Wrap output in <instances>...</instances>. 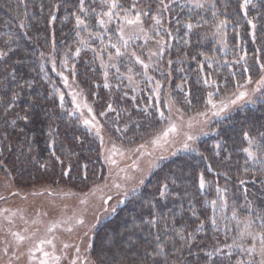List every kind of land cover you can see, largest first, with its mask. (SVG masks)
Instances as JSON below:
<instances>
[{
  "label": "trees",
  "instance_id": "trees-1",
  "mask_svg": "<svg viewBox=\"0 0 264 264\" xmlns=\"http://www.w3.org/2000/svg\"><path fill=\"white\" fill-rule=\"evenodd\" d=\"M203 1L195 9L177 0H115V8L112 0H84L83 6L80 0H0V166L28 183L51 185L67 171L76 183L96 185L93 179L107 174L101 143L72 113L60 74L73 76L94 100L112 138L137 142L163 124L167 110H159L149 84L126 83L127 76L144 81L141 62L168 30L170 44L153 59L151 74L166 83L178 109L201 108L211 84H219L222 94L246 71L258 77L264 65V0L246 6L244 0L210 6ZM109 11L111 17L105 15ZM137 14L139 26L151 31L152 46L141 35H120L124 21ZM218 21L226 33L224 51L209 28ZM212 127L196 151L166 157L97 227L91 253L100 264H259L264 84Z\"/></svg>",
  "mask_w": 264,
  "mask_h": 264
},
{
  "label": "rangeland",
  "instance_id": "rangeland-1",
  "mask_svg": "<svg viewBox=\"0 0 264 264\" xmlns=\"http://www.w3.org/2000/svg\"><path fill=\"white\" fill-rule=\"evenodd\" d=\"M206 1L204 6H210L216 0ZM177 2L188 4L195 9L204 4L203 0ZM152 20H155L154 15ZM221 22L218 21L214 28H209L212 38L224 51L223 47L227 46V42ZM194 26L192 22L188 24L189 30L192 31ZM148 33L151 34V31L147 26L128 24L127 20L120 31L121 37L127 40L135 35H141L143 41L149 40L151 38ZM170 39L168 30L166 36L157 38L155 51L152 39L150 40V49L153 52L148 61L142 62L144 81L134 80L131 74L127 76L126 83L149 84L147 91L154 93L159 110H167L163 124L156 131L149 128L137 142L129 143L112 138L103 128L94 100L88 98L73 76L60 74L64 93L72 105V113L77 115L84 129L101 143L102 160L107 174L101 177L102 179H93V184H97L89 188V181L86 184L76 183V179L67 171L63 172L55 183L45 185L38 181L28 183L17 180L9 169L5 171V168L0 166V264H41L43 260H47L48 264H72L73 261L75 264H100L94 253H91L97 227L142 187L144 181L166 157L183 150L196 151L197 141L214 131L213 127L211 128L214 119L224 117L247 104L260 89L264 68L256 78L246 71L241 80H235L232 89L228 88L222 94H219V84H211L201 108L190 107L188 112L178 109L171 101L174 99L169 96L166 83L151 74V68L156 62L153 59L158 57V54L159 57L162 56L170 44ZM244 55L245 52H242L241 58ZM214 64L217 62L214 61ZM199 69L203 76L201 66ZM177 86L178 83H175L174 89L177 90ZM241 92L246 95L237 99ZM183 93L188 96L187 92ZM209 99L212 103L208 102ZM232 100H236V103L232 104ZM224 105H227V108L221 112L220 109ZM217 112L220 114L216 115ZM171 126H175L176 131L169 132L164 138L162 133ZM188 136L193 139L187 140ZM185 142L189 144L187 149L183 147ZM81 220L83 223H79ZM242 232H245V229H242ZM17 236H23L25 239L20 241ZM47 240H51L52 244L40 243ZM38 248L42 250L38 251ZM44 252L49 255L45 257ZM56 257L59 259H55ZM259 258L261 260V255Z\"/></svg>",
  "mask_w": 264,
  "mask_h": 264
},
{
  "label": "snow or ice",
  "instance_id": "snow-or-ice-1",
  "mask_svg": "<svg viewBox=\"0 0 264 264\" xmlns=\"http://www.w3.org/2000/svg\"><path fill=\"white\" fill-rule=\"evenodd\" d=\"M83 2H84V0H80L81 6H83ZM249 2H250V0H244V6H246ZM116 6H117V5H116V3H115V0H112L111 8H115ZM198 6H199V7H202L203 5H198ZM83 10H84L83 7H81V11H83ZM105 15H108L109 17H111L112 13H111V11H109L108 13H105ZM53 18H54V17H53ZM126 19H127V18H126ZM139 20H140V16H139V14H137L136 17H135V19H127V23H128V24H136V23L139 22ZM100 23L103 24L104 21H101ZM157 23H159V20H157ZM221 23L223 24V21H222ZM77 24H78V25L84 24V21L81 20L79 17H77ZM249 24H252V21H251V20L249 21ZM189 27H191V25H189ZM252 27L255 28V24H252ZM113 47H116V46L113 45ZM117 54L119 55V51H117ZM141 63H142V62H141ZM145 67H147V66L145 65ZM261 67L264 68V65H262ZM260 83H261V84H264V79H262V80L260 81ZM245 95H246V93L241 92V93L239 94V96L237 97V99H241V98H243ZM208 102H209V103H212L211 99H209ZM231 103H232V104H235V103H236V100H232ZM214 107H215V105H214ZM109 108H111V106H109ZM226 108H227V105H224V106L220 109V111L222 112V111H224ZM89 111H91V109H89ZM215 114H216V115H219L220 112H217V113H215ZM102 115H103V113H102ZM160 116H161V118H163V117H164V113L161 112V113H160ZM85 123L87 124L88 121H85ZM175 131H176L175 126H171V127H169L167 130H165V131L162 133V136H163L164 138H166V137L168 136L169 132H175ZM245 137L248 138V134H247V133H245ZM192 139H193L192 136H188V137H187V140H192ZM249 143L251 144L252 141L249 140ZM183 147H184L185 149H187V148H189V144H188L187 142H185L184 145H183ZM244 151L248 153L249 158L254 159V153H253L252 151H250V149H247V148H246V149H244ZM113 162H114V161H113ZM141 182H142V181H141ZM200 186H201V188L204 187V181H203V178H201ZM113 210H114V209H113ZM79 223H83V221L81 220V221H79ZM153 223H154V222H153ZM49 230H51V229H49ZM17 239L20 240V241H23L25 238H24L23 236H17ZM40 243H41V244H44V243L52 244V241H51V240H47V241H41ZM53 246H54V245H53ZM65 247H68V245H65ZM37 250L39 251V250H42V249L38 248ZM77 251H78V249H77ZM249 251H255V247L253 246V248L250 249ZM48 255H49V253L44 252V256H45V257H47ZM260 255H261V260H260L259 264H264V237H262L261 240H260ZM55 259L58 260L59 258L56 257ZM41 264H48V262H47V260H43V261H41ZM72 264H75V261H73Z\"/></svg>",
  "mask_w": 264,
  "mask_h": 264
}]
</instances>
